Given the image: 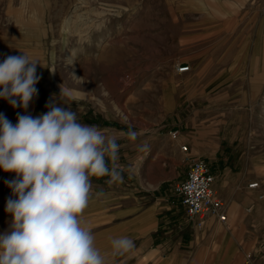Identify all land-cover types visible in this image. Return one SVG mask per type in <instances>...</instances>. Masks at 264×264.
<instances>
[{
	"label": "rangeland",
	"instance_id": "obj_1",
	"mask_svg": "<svg viewBox=\"0 0 264 264\" xmlns=\"http://www.w3.org/2000/svg\"><path fill=\"white\" fill-rule=\"evenodd\" d=\"M22 52L40 62L27 114L46 113L56 99L107 134L127 131L129 122L139 133L118 141L124 182L93 178L94 193L105 194L93 195L82 216L106 264L147 262L135 249L112 254L121 207L158 203L163 227L187 232L173 187L193 157L217 175L228 168L241 177L247 225L230 222V232L236 241L250 236L258 249L246 264L264 262V0H0V62ZM0 113L13 124L26 114L3 99ZM144 143L150 150L141 152ZM14 176L0 170V233L10 219L5 181ZM253 182L258 190L247 189Z\"/></svg>",
	"mask_w": 264,
	"mask_h": 264
},
{
	"label": "clouds",
	"instance_id": "obj_2",
	"mask_svg": "<svg viewBox=\"0 0 264 264\" xmlns=\"http://www.w3.org/2000/svg\"><path fill=\"white\" fill-rule=\"evenodd\" d=\"M22 53L0 62V99L26 113H17L15 124L0 113V170L15 174L5 181L10 219L0 233V264H106L82 216L93 195L105 194L94 193L93 178L107 177L109 187L124 182L118 141H135L139 133L129 122L127 131L107 134L56 99L45 105L46 113L27 114L41 77L39 61ZM149 150L148 143L139 146ZM111 247L114 256H123L136 244L120 236Z\"/></svg>",
	"mask_w": 264,
	"mask_h": 264
},
{
	"label": "crops",
	"instance_id": "obj_3",
	"mask_svg": "<svg viewBox=\"0 0 264 264\" xmlns=\"http://www.w3.org/2000/svg\"><path fill=\"white\" fill-rule=\"evenodd\" d=\"M214 175V191L226 205L228 217L225 224L217 222L214 218H208L204 222L203 229L198 230L195 226L187 224L186 227L189 229L180 235L178 229L169 230L163 227L164 224L159 221V216L164 209L159 207L158 203L149 205L143 203L139 208L124 206L115 212L123 214L121 222L117 223L120 232L116 237L132 238L136 244L134 254L139 255L140 260H146V264H185V261L186 264H198V262L246 264V256L254 257L258 249L255 246L252 247L250 236L248 242L236 241L230 232L229 225L230 222L239 226L247 225V217L242 215L244 212L243 181L235 170L228 168L223 169L218 175L214 172ZM246 199L254 203L253 198L246 197ZM158 201L157 199L156 202ZM114 218H117V215ZM224 231L231 233V236L222 237ZM201 235L204 237L203 254H197L195 245L200 241ZM184 244L187 245L186 248ZM252 262L264 264L257 259Z\"/></svg>",
	"mask_w": 264,
	"mask_h": 264
},
{
	"label": "built area",
	"instance_id": "obj_4",
	"mask_svg": "<svg viewBox=\"0 0 264 264\" xmlns=\"http://www.w3.org/2000/svg\"><path fill=\"white\" fill-rule=\"evenodd\" d=\"M177 71L185 73L189 71V67H180ZM171 136L173 139H177L176 132H173ZM180 150L183 153H188L186 145L181 146ZM188 160L184 178L174 186V194L180 200L186 220L198 230L204 228V222L208 218H214L217 222L225 224L228 217L226 205L214 191L215 175L210 165L206 161L194 157L188 158ZM247 189L258 190L259 184L257 182L250 183L247 185ZM258 199L263 200L264 195H259ZM247 264H254L251 258L248 259Z\"/></svg>",
	"mask_w": 264,
	"mask_h": 264
}]
</instances>
